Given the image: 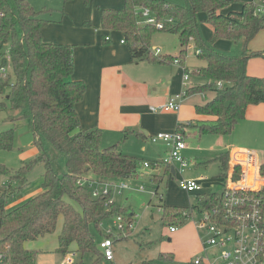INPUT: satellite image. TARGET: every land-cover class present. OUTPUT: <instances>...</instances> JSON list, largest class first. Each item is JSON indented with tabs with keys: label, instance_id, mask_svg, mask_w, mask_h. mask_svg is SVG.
I'll use <instances>...</instances> for the list:
<instances>
[{
	"label": "trees",
	"instance_id": "trees-1",
	"mask_svg": "<svg viewBox=\"0 0 264 264\" xmlns=\"http://www.w3.org/2000/svg\"><path fill=\"white\" fill-rule=\"evenodd\" d=\"M232 1L185 0L184 5H171L164 0H124L121 8L101 9L100 27L119 31L135 61L151 59L182 64L187 41H194L196 49L201 50L199 57L206 60V65L197 68V72L208 81L188 87L187 94L206 90L214 93L211 99L196 106L197 113L215 118L200 124L199 134L229 135L244 118L248 105L264 103V77L246 72L248 59L264 54L247 47L264 26V17L254 15L252 1L244 2L238 10L230 8ZM142 8L149 9L158 20L172 18V23L161 30L177 34L178 55L154 54L150 41L158 29L151 23L138 22ZM44 11L35 9L29 0H0V50L8 44L13 71L12 81L8 73L0 72V94L5 88L9 89L6 100L15 112L11 119L28 121L33 145L37 148L34 158L21 164L10 178L21 185L34 163L41 162L44 168L42 190L22 204L5 211L4 204L13 190L8 187L0 195V251L6 253L2 264H34V253L25 249L23 243L53 232L60 215L63 224L57 251L64 254L74 243L78 253L95 256L92 264H97L102 254L96 236L106 235L100 229L102 221L119 214L127 223H133L134 214L128 212L126 206L114 202L105 204L107 197H92L87 182L129 178L138 172L139 159L121 152L117 143L101 147L100 130L81 127L75 104L82 99L85 84L71 76L73 45L42 39L41 29L50 21L43 17ZM198 12L205 15L203 21L212 27L208 39L201 33ZM218 39H230L241 46L238 50H222L214 45ZM0 55L3 57L5 52ZM5 62L3 59L1 64ZM218 81L222 82L221 88L216 87ZM12 141V128L0 131L1 150H10ZM218 159L225 168L224 175H228L226 155ZM261 171L264 173V164ZM0 172L7 173L2 163ZM261 193L264 213V190ZM196 197L191 207L159 205L163 219L173 223L170 225H178L191 208L199 213L212 207L221 208L222 192L197 194ZM162 257L172 259V254ZM61 264H81V260Z\"/></svg>",
	"mask_w": 264,
	"mask_h": 264
},
{
	"label": "rangeland",
	"instance_id": "rangeland-1",
	"mask_svg": "<svg viewBox=\"0 0 264 264\" xmlns=\"http://www.w3.org/2000/svg\"><path fill=\"white\" fill-rule=\"evenodd\" d=\"M35 9H49L51 12L43 13V17L48 20L59 21L63 16V9L65 7L64 0H29ZM171 5H184L185 0H164ZM251 0H233L231 2V9L234 7H241L244 2ZM257 1V0H254ZM106 6L111 8L121 7L115 1H108ZM56 10H58L56 12ZM90 14L92 11L96 12V8L89 4ZM218 11V9L216 10ZM203 13L198 12L196 14L197 21L199 22L201 33L204 37L212 33V27L209 23L203 21ZM139 19H144L143 16H139ZM50 24V23H49ZM47 24L45 27H49ZM83 27L91 28L94 27V22L89 19L84 20ZM50 33H54L50 30ZM57 35H51L55 37ZM56 42L55 40H47ZM151 50L154 52L156 48H159L160 55L168 52H177L179 49V39L177 34L167 32L165 30L158 29L152 36L150 41ZM241 44L234 42V50H238ZM251 51H263L264 53V26L258 30L255 36L249 41L247 45ZM196 45L192 39H189L186 43V51L183 65L188 69L189 79L183 90L187 91L189 82L191 81H202L207 82L208 79L204 76L193 74V70L198 66L204 64L205 59L199 57L196 53ZM8 44L3 45L0 52H5L8 55ZM158 54V53H157ZM255 71L264 72V54L256 55L251 57ZM260 62V63H258ZM6 73L10 75L11 81L13 80V71L9 59L5 62ZM8 88H5L3 93L0 94V130L13 129V141L10 150H1L0 156L3 161L1 163L6 167L7 173L4 176L5 187H10L13 192L6 203L4 204V210L9 211L16 206L22 204L19 201L20 195L26 194L25 202L32 196L39 193L42 188V172L43 164L36 162L26 172L25 180L23 184L12 178L13 173L19 168V155L25 153L28 150L34 149L32 134L29 127V123L25 119L12 120L11 115L13 112L10 109L9 103L6 100V94ZM210 91L193 92L188 93L185 99L193 98L198 101H203L210 96ZM250 120L241 121L235 128L233 134L229 137H222L223 141L230 143L231 146L242 149L255 150L259 152L261 161L264 162V121L254 122ZM252 126V127H251ZM207 133L200 134L201 140L198 139L199 132L196 134L193 128L188 129L184 140L186 144H192L193 147H186L183 152L188 160L189 169H185L182 173L185 179L190 178L192 165L194 162H201L206 158H215L220 151H214L210 148H217L216 143L213 139L216 137L207 136ZM212 139V140H210ZM200 140V141H199ZM197 142V144H196ZM120 149L124 148L128 154L139 159L138 172L129 178H123V181L129 186L127 189H123L120 192L112 190L111 197L115 204L119 206H126L128 212H134L135 220L131 226L133 234H127L126 221L123 219L124 230L120 228H112L110 231V238L113 241V260L105 261L103 258L98 264H189L195 257L208 256L214 263L219 260V253L212 254L215 249L210 245L203 246V240L208 238V234L205 228H198L197 223L200 218L199 211L195 208H191L187 215L182 218L181 223L178 222L175 234H169V225L173 224L167 220H164L162 215L163 212L159 209L160 195L164 198L165 196V182L164 180L158 186V182L152 180V175L156 174V168L150 166L144 168L142 162L144 161H156L160 159L164 154V147L161 142L152 143L149 139H143L141 137L131 136L125 138ZM119 149V150H120ZM222 152V151H221ZM167 155V153H166ZM34 158V154L26 156L25 163H28ZM141 162V163H140ZM152 163V162H151ZM203 166V165H201ZM64 166H61V169ZM178 168V167H176ZM64 169V168H63ZM202 174L211 177L219 174L218 163L215 160L209 162L207 167H201L199 170ZM10 175V176H9ZM217 178V177H216ZM197 179V178H192ZM175 182L170 179L168 182L169 196L168 200L171 205L176 207H191L196 203V195L193 193L183 192ZM225 184V180H224ZM223 181L214 190L221 191L223 189ZM221 185V186H220ZM158 186V188H157ZM143 187V190L139 188ZM157 188V191L155 189ZM221 188V189H220ZM20 202V203H19ZM115 215L107 217L102 221L100 229L104 234H107L110 227H113ZM175 223V222H174ZM63 224V216L60 215L57 220L55 230L51 233H46L37 239L26 241L23 243V247L32 253H34V264H61L65 262L68 255L74 253L75 262L81 260V264H92L94 257L91 258L88 254L81 255L76 251L75 244L72 243L66 253L57 251L58 235L61 231ZM176 225V224H175ZM102 236H96L97 243L101 240ZM170 238V241H168ZM195 240L199 242L200 247L195 243ZM172 254V259H165L162 257L163 254ZM215 255V256H214Z\"/></svg>",
	"mask_w": 264,
	"mask_h": 264
},
{
	"label": "crops",
	"instance_id": "crops-1",
	"mask_svg": "<svg viewBox=\"0 0 264 264\" xmlns=\"http://www.w3.org/2000/svg\"><path fill=\"white\" fill-rule=\"evenodd\" d=\"M108 1H115L121 7L124 4V0H89L87 3H85L84 0H68L64 2L65 7L62 11L63 16H61L60 20H51L47 23H50L48 28L45 27L46 24L41 29V37L43 40H55L56 42L70 43L73 45L74 69L71 76L73 79L82 80L85 84L84 95L82 99L75 104L81 127L83 129H99L101 132V147H106L114 143L120 146L125 138L131 136L141 137L147 140L148 136L158 132L182 130L185 137L188 129L193 128L196 134L200 124L211 122L215 119L211 115L199 114L196 111V106L202 105L211 99L214 93L210 91V96L203 101H198L193 98L185 99L186 95L177 111H162L158 109V107L167 102L170 97L183 90V75L184 73H188V69L183 65L184 62L179 64L177 62L160 63L151 59L133 60L128 45L122 42L123 37L121 33L116 30H103L100 27L101 9L111 8V6H106ZM89 4L96 8V12L92 11L90 14L88 11ZM121 7L118 6V8ZM238 9H240V6L237 8L234 7L233 10ZM57 11L58 10H56V12ZM44 12L48 13L51 11L45 9ZM150 15L155 16L153 13H150ZM203 17L205 18V15H203ZM86 19L94 22L93 29L82 26L83 21ZM143 21L144 19H138V22ZM50 30L54 33H50ZM51 35L57 36L51 37ZM211 35L212 33L208 34L205 38L208 39ZM106 36H109V39H106ZM234 42L235 41L230 39H218L215 41L214 45L222 50H234ZM179 50L180 43L177 52H168L163 55L176 56L179 54ZM159 53L157 54L158 56H163ZM252 63L253 61L249 58L246 63V72L251 76L264 77V72L255 71ZM205 65L206 60L203 65L197 68ZM197 68L193 70V74L200 75L197 72ZM203 83L202 81H191L188 87L199 86ZM152 108H154V110H152ZM243 120L262 123L264 121V103L248 105L245 110L244 118L238 121L235 128ZM250 121H248V123H251ZM179 127L181 129H179ZM235 128L229 135H207L209 137H216L213 141L216 143L217 148H210L214 151H220L215 158H206L200 160L201 162H195L196 157H193L192 172L188 179L197 178L196 180H198L202 186V190L198 193H193L194 195L218 192V190H214V188L220 183L222 184V181L224 184V180L226 179L224 175L225 168L218 157L222 154L226 155L229 169L231 167L230 162L232 153H234L236 149L242 148L231 146L230 143H226V141H223L221 138L231 136ZM198 139L201 140V137ZM161 144L164 147L165 154L156 161H150L152 163H157V165H152V167L156 168V174L152 175V180L158 182V186L166 180L165 196L163 198L160 195L162 199H160L161 203L158 205L164 203L165 205L173 206L168 200V182L171 179L175 182L174 184L178 186L177 182L180 178H184L182 173L185 170L180 174L177 172V164L169 166L159 164L167 153L166 145L163 142H161ZM191 146H194L193 143L186 144L187 148ZM123 149L124 148H121L120 151L128 154V152ZM32 153L34 156L37 153V148L35 146L34 149L28 150L25 153L22 152L21 155H19V164L25 163L26 156ZM182 155L186 158L183 151ZM212 160L217 161L219 174H217V176L208 177L199 170L201 167H207ZM1 161H3V159L0 156V163ZM172 167H174V173L171 169ZM187 169H189V163ZM5 175L6 173L0 172V195L7 189L4 184ZM154 176L157 177L154 178ZM41 190L42 188L40 191ZM25 199L26 194L20 195V202L23 203ZM131 213L134 214V212ZM177 230L178 228L174 232L169 231V234H175ZM131 234H133V232ZM168 241H170V238H168ZM195 243L200 247L198 241L195 240Z\"/></svg>",
	"mask_w": 264,
	"mask_h": 264
},
{
	"label": "built area",
	"instance_id": "built-area-1",
	"mask_svg": "<svg viewBox=\"0 0 264 264\" xmlns=\"http://www.w3.org/2000/svg\"><path fill=\"white\" fill-rule=\"evenodd\" d=\"M254 5V15L264 17V0H251ZM141 16L146 23L153 24L157 29H164L172 18L158 20L155 16L150 15L147 8L141 9ZM109 39V36L105 37ZM122 42H124L122 40ZM159 53L156 48L154 54ZM196 53H201L196 49ZM9 59V55H0V72L6 74L5 64L1 61ZM189 78L188 73L183 75V87ZM222 82L216 83L217 88H221ZM187 90V89H186ZM187 95V91L182 90L168 99L167 102L160 105L158 109L162 111H177L181 102ZM154 110V108H152ZM153 143L163 142L167 147V155L161 159L159 164L166 166L177 164V172L182 173L188 167V161L182 155L186 148L184 134L179 131L158 132L149 136ZM231 167L227 170L225 184L221 190L223 199L221 208L212 207L208 211L200 213L198 228H205L208 238L203 240V246L210 245L215 251L212 254L219 253V260L213 262L208 256L195 257L191 262L194 264H264V213H263V196L264 190V173L261 171L264 162L260 160L259 152L249 149H236L231 155ZM157 165L148 161L143 162V167ZM232 174H236L233 178ZM178 186L186 193H198L202 190L200 182L196 179L180 178ZM92 197H107L105 204H111L114 201L111 197L112 190L120 192L129 186L122 178L108 179L105 181L87 182ZM143 190V187L139 188ZM161 210V208L159 207ZM123 217L115 215L113 227L109 228L108 233L101 238L98 243L101 250L102 258L105 261L113 260V241L110 238L112 228L124 230ZM133 223L126 222L127 234L131 235V226ZM177 225H170L169 231L174 232ZM214 255V256H215ZM74 253L68 255L66 263H74ZM6 259V253L0 251V264ZM98 264V263H97Z\"/></svg>",
	"mask_w": 264,
	"mask_h": 264
},
{
	"label": "water",
	"instance_id": "water-1",
	"mask_svg": "<svg viewBox=\"0 0 264 264\" xmlns=\"http://www.w3.org/2000/svg\"><path fill=\"white\" fill-rule=\"evenodd\" d=\"M171 169H172V171H173V173H174V172H175L174 167H172Z\"/></svg>",
	"mask_w": 264,
	"mask_h": 264
}]
</instances>
